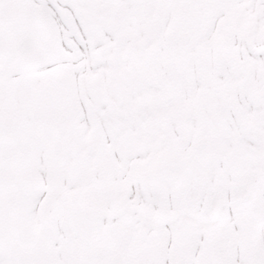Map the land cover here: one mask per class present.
Masks as SVG:
<instances>
[{"label":"snow or ice","instance_id":"snow-or-ice-1","mask_svg":"<svg viewBox=\"0 0 264 264\" xmlns=\"http://www.w3.org/2000/svg\"><path fill=\"white\" fill-rule=\"evenodd\" d=\"M0 264H264V0H0Z\"/></svg>","mask_w":264,"mask_h":264}]
</instances>
